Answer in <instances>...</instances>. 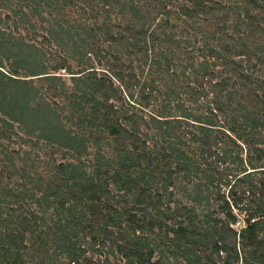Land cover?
Wrapping results in <instances>:
<instances>
[{"label": "trees", "instance_id": "trees-1", "mask_svg": "<svg viewBox=\"0 0 264 264\" xmlns=\"http://www.w3.org/2000/svg\"><path fill=\"white\" fill-rule=\"evenodd\" d=\"M171 263L264 264V0H0V264Z\"/></svg>", "mask_w": 264, "mask_h": 264}, {"label": "rangeland", "instance_id": "rangeland-1", "mask_svg": "<svg viewBox=\"0 0 264 264\" xmlns=\"http://www.w3.org/2000/svg\"><path fill=\"white\" fill-rule=\"evenodd\" d=\"M38 32H39V31H38ZM42 34H43V33H42ZM45 35H46V34H45ZM45 35H44V36H45ZM40 39H41V38H40ZM146 75H149V73H148V72H146ZM41 84H42V83H39L38 85H39V86H41ZM163 90H165V88H164V87H163ZM241 226H244V225H243V224H239V227H241ZM171 264H172V263H171Z\"/></svg>", "mask_w": 264, "mask_h": 264}]
</instances>
